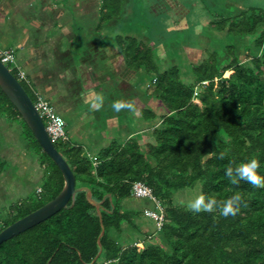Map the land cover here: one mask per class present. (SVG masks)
<instances>
[{"label":"trees","instance_id":"1","mask_svg":"<svg viewBox=\"0 0 264 264\" xmlns=\"http://www.w3.org/2000/svg\"><path fill=\"white\" fill-rule=\"evenodd\" d=\"M123 4V0H102L93 30L100 33L106 23L121 16ZM203 15L208 24L199 17L201 24L226 39L220 49L212 39L203 43L200 48L206 57L185 62L191 65V75L178 64L159 66V42L172 47L171 37L146 41L128 34L115 36L126 69L152 73L134 97L136 116L142 122L134 131L150 134L146 139L140 135L124 142L115 139L96 153L69 138L54 140L73 170L76 186H88L93 198L103 200L102 217L86 192L79 191L66 207L3 241L0 264H264V188L246 181L233 185L225 175L231 162L235 166L255 158L260 162L258 174L264 176V7L247 4ZM82 46L86 48L85 43ZM239 49L245 51V58L239 56ZM7 66L36 103L41 95L30 77L22 76L12 63ZM0 112L21 120L26 146L39 155L44 170L41 190L12 208L14 212L0 224L1 231L55 198L63 189L64 177L1 86ZM225 150L228 155L220 159ZM135 181L151 188L164 208V221L160 228L142 229L141 236L124 244L120 237L124 225L141 230L136 217L147 208L123 205L134 197ZM198 181L203 195L223 200L240 192L246 206L225 218L219 211L194 214L176 204L177 191ZM102 225V250L96 258Z\"/></svg>","mask_w":264,"mask_h":264},{"label":"rangeland","instance_id":"2","mask_svg":"<svg viewBox=\"0 0 264 264\" xmlns=\"http://www.w3.org/2000/svg\"><path fill=\"white\" fill-rule=\"evenodd\" d=\"M14 1L16 5V7H14V9L16 8L15 12L19 15L27 13L28 15H38L39 10L31 8L32 3L42 1L45 5H51L52 2L58 1L62 10L60 12L57 11L56 15L63 11L62 20L68 22L72 27L73 33H75L72 36L74 39L72 38L71 40L73 43L69 41V48L72 49L70 51L72 58H76L75 54H73L75 49L79 51L80 49H83V43L86 44L85 50L89 51L94 48H103L105 50L115 48V36L117 34H128L137 37L141 36V38L143 36V38H154V40L157 41L171 37L168 41H173V49L169 45L166 48L163 47L162 42L160 41V47L156 50V60L161 68L178 64L186 75L187 73H190L191 75V65L185 63L186 61H195L206 57V52L200 48L205 41H210L212 39L214 41L212 42L214 46L220 49L225 42L224 39H226L223 33L209 25L203 26L201 24L198 19L199 17H202L201 19L205 25L208 24V19L203 13L206 12L208 14L211 10L215 12H224L227 9H230L231 11L237 10L238 7L244 8L247 4L261 5L264 7V0H123L125 5L123 4V13L121 16L106 23L102 27L100 33H97L93 30V25L97 24L96 21H98L97 19L99 17L102 0ZM6 10L8 9H5L4 11ZM82 14H87L89 17L85 18L86 15L83 16ZM28 19L29 18L26 16L24 21L28 28L33 29V31H31V36H34L37 32V27H30ZM14 23H16L15 18ZM13 28V16H9L6 22L0 23V49L12 48L15 55V61L12 63V66L20 62L22 56L29 54L27 51L28 49L17 46L18 32L14 34L11 31ZM124 31L126 33H124ZM78 34L84 36L88 35L89 38L87 40L79 39ZM63 42L66 43L67 40H63ZM185 49L187 50L185 51ZM183 51H185L184 55L182 54ZM171 52L176 54H169ZM244 52L243 49H239V56L245 58ZM80 57L82 56L79 55V58ZM83 58L84 55L82 59L80 58L81 61ZM85 69L86 66L84 64H78L76 67L70 68V71L67 72L69 79L75 81L76 85L79 87H76V93L74 92L75 100H77L75 108L72 107L69 113H63L66 119V132L69 137L75 141L80 139L79 134L81 132L91 134V136H96V138H100L102 135L103 140L105 134L104 131H110V127H112V119L108 116L117 115L122 111H115V114L112 112L108 114L105 109H102L103 106H101V109L99 108V110H91V102H89V99L86 100L84 96L86 88H88L85 84L87 81L91 80L90 76L89 78L85 77L83 72ZM132 74H134V76H132ZM229 74L230 71L225 73L226 76ZM125 75L126 95L124 94V96L126 98H122V101L135 102V93L141 89L144 90V82H150L152 73H145V71H138L135 73L129 72V70L126 69ZM83 83L84 87H81V84L83 85ZM195 101L198 102L199 100ZM140 103L138 104L141 105L142 103ZM55 110L57 111L56 107ZM128 111L129 110L126 109V120H121L123 126L115 131H124L125 127L127 128V131H134L135 126L142 124L139 118V120H135V122L132 118L133 112L129 111L128 113ZM58 112L62 114L60 110H58L57 113ZM83 117L86 118L83 119ZM114 122H116V120H114ZM149 123L151 122L148 121L147 124ZM74 131L76 134L73 133ZM97 131L103 132H101L100 135H96ZM93 132L94 134L92 135ZM93 148L95 147H92V149ZM43 174L44 170L40 163L39 155L32 150H28L26 141L21 134V120L17 118L13 120L5 112H0V224H2L4 220L14 212L12 208L24 203L28 197L36 196V192L41 190L40 183ZM201 194L202 181H198L193 187H187L177 191L174 201L176 204L187 208L188 203ZM123 205L125 207L127 205H135V208L138 210H141L143 206L151 209L154 208V204L147 198H128L123 201ZM126 208L131 207L128 206ZM138 219L143 220L145 226H141V230H138L125 224V230L120 236L123 237L122 241L124 244H129L134 241V238L141 236V231L144 229L149 231L156 230V225L152 218L145 216V214L137 216L136 223L141 225Z\"/></svg>","mask_w":264,"mask_h":264},{"label":"crops","instance_id":"3","mask_svg":"<svg viewBox=\"0 0 264 264\" xmlns=\"http://www.w3.org/2000/svg\"><path fill=\"white\" fill-rule=\"evenodd\" d=\"M14 7H16L14 0H0V23L6 22L9 16H13L14 28L11 31L14 34L18 32L17 46L28 49L27 51L29 53L28 55L22 56V58H20V62L15 65L19 68L23 76L30 77L34 83L37 93L49 100L53 104L54 108L56 107L57 111L60 110L62 112V114L60 112L58 113L63 118L65 123L66 119L63 113H69L72 107L75 108L77 100H75L74 92L76 93L75 88L79 87L76 85L75 81L69 79L67 72L70 71V68L76 67L78 64H84L86 66L85 71H83L85 77H91V80L87 81L85 84V86L88 87L86 88L84 94L86 100L89 99V102L92 103L96 100L98 95L102 96V106L104 107H102V109H105L108 114L111 112L115 114L112 104L115 101H122V98H125L124 94L126 95V65L124 58L118 49L110 48L109 50H105L103 48H94L90 51L85 50L86 48L80 51L75 49L73 54H75L76 58H72V54L70 52L72 49H70L69 46L73 38L72 36L75 33H73L71 25L62 20L63 11L62 13H58L56 15L57 11L60 12L62 10L58 1L52 2L51 5H45L42 1L32 3L31 8L38 9V15H28L27 13L24 15L20 14V16L15 12L16 8L14 9ZM5 9L8 10L4 11ZM82 15H86L85 18L89 17L87 14ZM26 16L29 18L28 23L30 24V27H37V32L34 36H31V31H33V29L26 26V22L24 21ZM14 18L16 23H14ZM79 36L80 35L78 34V37ZM85 38L88 39V35ZM138 38H141V36ZM141 39L149 41L146 37L143 38V36ZM63 40H67V42L64 43ZM71 43H73V41ZM78 54L82 56L84 55V58L80 63L78 61ZM132 76H134V74H132ZM82 86L84 87V83L83 85L81 84V87ZM121 111L122 112L117 115L108 116L112 119V127H110V131H104L105 134L103 140L102 135L100 136V139L84 132L79 134L80 139L76 141L72 140L68 133L67 136L73 142L83 145L89 153H96L99 149L107 146L115 139L124 142L133 135H140L146 139L151 131H115L117 129L119 130L120 127L123 126L121 120H126V109ZM132 115L134 121L139 120L136 116V112ZM85 118L86 117H83V119ZM113 119L116 120V122H114ZM101 132L103 131H97L96 135H100ZM73 133L76 134L75 131ZM93 134L94 132L92 135ZM92 147L95 148L92 149ZM128 206L132 209H136L135 205H127L126 207ZM144 207L145 206H143L141 210H143ZM138 220L141 223V225L137 223L139 227L145 226V222L143 220Z\"/></svg>","mask_w":264,"mask_h":264},{"label":"water","instance_id":"4","mask_svg":"<svg viewBox=\"0 0 264 264\" xmlns=\"http://www.w3.org/2000/svg\"><path fill=\"white\" fill-rule=\"evenodd\" d=\"M0 86L9 97L11 102L16 106L30 129L33 131L35 137L42 146V149L58 165L64 177L63 189L55 198L48 201L36 210L28 213L27 215L19 218L0 231V244L3 241L12 238L13 236L27 230L28 228L46 220L58 212L61 208L66 207L71 199L74 200L76 193L82 190L86 192L87 199L95 205L96 210L101 218L103 200L98 201L93 198L91 189L88 186H76V177L73 173V170L51 139L34 101L23 87L20 80L12 73L11 69L5 63H3L1 59ZM106 196L111 199L110 194H107ZM104 232L105 227L102 225V231L99 236L100 251L98 252L96 258L99 256L102 250L101 236L104 234ZM96 258L91 263H93Z\"/></svg>","mask_w":264,"mask_h":264},{"label":"clouds","instance_id":"5","mask_svg":"<svg viewBox=\"0 0 264 264\" xmlns=\"http://www.w3.org/2000/svg\"><path fill=\"white\" fill-rule=\"evenodd\" d=\"M103 104V97L97 96L96 100L91 103L92 110H99ZM112 108L119 112L123 109L135 112L136 106L134 101H115ZM228 155V150L220 153L219 158L224 159ZM231 162L226 168L225 175L233 185H239L241 181H246L254 188H264V176L258 174L260 162L253 158L247 162L235 164ZM245 205L243 195L240 192H235L227 199L218 200L215 197L198 195L187 205L189 211L194 214L201 212L215 213L219 211L220 215L227 218L236 216L241 211V206Z\"/></svg>","mask_w":264,"mask_h":264},{"label":"built area","instance_id":"6","mask_svg":"<svg viewBox=\"0 0 264 264\" xmlns=\"http://www.w3.org/2000/svg\"><path fill=\"white\" fill-rule=\"evenodd\" d=\"M0 59L7 65V63H14L15 55L12 49H0ZM23 76V74H21ZM42 119H45L46 129L51 139H66L68 138L66 132V123L63 118L57 113L53 104L45 98L39 96L35 103ZM132 196L136 198H147L155 203L156 209L146 208L144 213L146 216L152 218L155 222L156 228H160L164 221V208L161 202L153 194L150 187L142 181H135L132 185Z\"/></svg>","mask_w":264,"mask_h":264}]
</instances>
